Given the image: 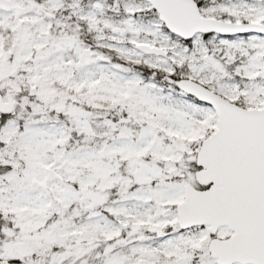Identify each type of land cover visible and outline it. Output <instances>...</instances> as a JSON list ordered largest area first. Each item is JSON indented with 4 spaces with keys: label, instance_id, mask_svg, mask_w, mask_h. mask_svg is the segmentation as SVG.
<instances>
[{
    "label": "snow or ice",
    "instance_id": "6c2138e0",
    "mask_svg": "<svg viewBox=\"0 0 264 264\" xmlns=\"http://www.w3.org/2000/svg\"><path fill=\"white\" fill-rule=\"evenodd\" d=\"M0 264H264V0H0Z\"/></svg>",
    "mask_w": 264,
    "mask_h": 264
}]
</instances>
